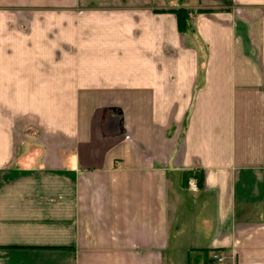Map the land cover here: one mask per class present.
<instances>
[{
	"label": "crops",
	"instance_id": "1",
	"mask_svg": "<svg viewBox=\"0 0 264 264\" xmlns=\"http://www.w3.org/2000/svg\"><path fill=\"white\" fill-rule=\"evenodd\" d=\"M200 248L264 264V0H0V264Z\"/></svg>",
	"mask_w": 264,
	"mask_h": 264
},
{
	"label": "trees",
	"instance_id": "2",
	"mask_svg": "<svg viewBox=\"0 0 264 264\" xmlns=\"http://www.w3.org/2000/svg\"><path fill=\"white\" fill-rule=\"evenodd\" d=\"M173 11L176 14V20H177V27L179 30H187L190 27V24L188 22V11L183 8H177L173 9ZM196 177V183L199 186L201 184V176L200 174H195ZM187 182V180L185 181ZM199 251V255H195L192 258H188V264H197L199 260L202 261V264H211L212 259L208 257V249L206 248H200L197 249Z\"/></svg>",
	"mask_w": 264,
	"mask_h": 264
},
{
	"label": "built area",
	"instance_id": "3",
	"mask_svg": "<svg viewBox=\"0 0 264 264\" xmlns=\"http://www.w3.org/2000/svg\"><path fill=\"white\" fill-rule=\"evenodd\" d=\"M187 185H188V187L190 188V189H193V190H195V189H197V184H196V181L195 180H192V179H189L188 181H187ZM214 259L216 260V264H223L222 262H221V258L220 257H218V256H214Z\"/></svg>",
	"mask_w": 264,
	"mask_h": 264
},
{
	"label": "rangeland",
	"instance_id": "4",
	"mask_svg": "<svg viewBox=\"0 0 264 264\" xmlns=\"http://www.w3.org/2000/svg\"><path fill=\"white\" fill-rule=\"evenodd\" d=\"M83 11H84V9H83Z\"/></svg>",
	"mask_w": 264,
	"mask_h": 264
}]
</instances>
